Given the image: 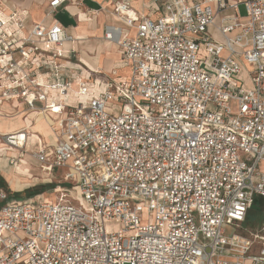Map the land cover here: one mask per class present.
<instances>
[{"label": "built area", "instance_id": "obj_1", "mask_svg": "<svg viewBox=\"0 0 264 264\" xmlns=\"http://www.w3.org/2000/svg\"><path fill=\"white\" fill-rule=\"evenodd\" d=\"M105 1L135 31L104 25L128 74L95 90L67 67L62 25L0 0V108L51 119L54 142L31 156L77 191L33 202L0 188V264H264V222L238 232L264 198V0H152L156 18Z\"/></svg>", "mask_w": 264, "mask_h": 264}, {"label": "crops", "instance_id": "obj_2", "mask_svg": "<svg viewBox=\"0 0 264 264\" xmlns=\"http://www.w3.org/2000/svg\"><path fill=\"white\" fill-rule=\"evenodd\" d=\"M8 1L12 6L27 10L29 12L28 15H29L30 21L39 22V23L47 26L52 21L55 20L60 25H62L66 29L67 33L70 34L71 36H73V34L75 33L74 31H77V29H78L79 18H80L79 13H81L87 21L85 20L86 22L84 21L83 22L84 24L80 25L82 28H80L76 32L77 33L76 35H78V37L84 38L83 42L88 40L90 37H96V38L103 37V27L105 24H111V25L119 26L122 28L123 34H126L128 36L134 35V31H135L134 27H128L125 24H123V22H121V20L118 18V16L114 13L112 1H105V0H63L62 3L57 7V9L53 13H49V9H48L49 0H8ZM128 1L132 5L136 15L145 16L148 18H156L161 14V11L155 8L152 0H128ZM228 1L229 2H242L243 0H228ZM57 11L64 13L66 19L69 21L68 24L64 25V24L60 23L58 21V19H56L54 14ZM74 28H76V29H74ZM78 32L79 33L84 32V33L79 34ZM209 33H212L215 38L220 39V37L213 31V29L211 27L209 28ZM103 40L106 42H109L111 45H114V46L106 47V46L101 44V49L103 47V50L101 52V58H99L97 60V64L94 63L91 59H89V61H90L89 63H90L91 68H93V67H94V69L98 68V70L96 72H93V71L86 72V70L83 69L82 63H87L85 61H87L86 59H88V58L83 56L81 50H85L88 52H90V51L95 52L98 43L101 41L96 42L95 44H93V43L89 44V46L87 47L88 50L81 49L80 54H79L80 56L75 55V53L78 52V48H79V46H78L79 42L78 41H76L75 44H70V45L66 46V49L68 50V53H67L68 59L66 62L67 67L72 68L73 71L78 72L79 74H81V76L86 77V78L90 77L92 73L98 74L96 78H93L91 80L87 79L88 82L93 81L96 83L97 80H98V82L106 81V80H114V81L124 80V78L128 74V67L123 63V60L121 57V51H120L119 47L114 42H110L104 38H103ZM83 42H80L79 44H81ZM110 47H111V49H110ZM106 51H109L111 53L108 52V54H107ZM116 52H117V54H116ZM91 53H93V52H91ZM117 55H118V57H117ZM71 57H74V59H76V60H71L70 59ZM113 61H115L114 64H113ZM102 66L105 69V71H108L105 74L106 75L105 78L100 77V75H101L100 73H102V71H100L99 69ZM249 69H250V65L243 63L241 71L238 74V78L240 79V81L243 84V87H245V88L251 87V82H250V78H249V74H248ZM120 70H121V72H120ZM84 72H86V73H84ZM17 117H20V118H18L20 121H22V122L29 121V123H33L36 120L35 118L37 117V118H39L38 119L39 121L41 119L40 122H47L48 123V129H50L49 132L51 134L50 133L48 134V130H47V132H43L41 134V139L46 137L47 139H49V140H47L49 142H46L42 139V141H38L34 144L28 145L26 143L25 147L22 149V152L21 153L19 152L17 156L7 154V158H6L7 165H9V160L12 158L16 160L15 164H17V163L22 164L23 163L22 158L27 161V159L25 157L27 154H30V158H32L38 164V162L31 156V152L36 151L38 149V147L43 145V144H52L54 142V136H53V133L51 130V119L46 117V116L37 115L36 113L34 114V112L25 111L24 106L20 103H16L14 105L13 104L3 105L0 108V119L7 118V119L12 120V119H16ZM34 123H36V122H34ZM20 130L27 132V134L29 132L28 128L22 127V128H18L16 130H12L10 132H5V133H7V134L8 133H14V132H17ZM15 164H13V165H15ZM259 164H262V166L259 167ZM259 164H258L259 170L264 172V161H260ZM27 165H28V162H27ZM28 168H29V172H30L29 165H28ZM41 172L48 177H54L57 174L63 173V171L61 169L54 170L51 173L44 172L41 169ZM24 185L25 184L21 185L20 187H14L13 186V189L20 190ZM10 186L12 187V185H10ZM10 199L15 200V201H24L22 199H19V200L13 199L12 197ZM31 201H33V200H31ZM37 201H43V200H37ZM33 202H35V201H33Z\"/></svg>", "mask_w": 264, "mask_h": 264}, {"label": "rangeland", "instance_id": "obj_3", "mask_svg": "<svg viewBox=\"0 0 264 264\" xmlns=\"http://www.w3.org/2000/svg\"><path fill=\"white\" fill-rule=\"evenodd\" d=\"M238 13L240 15H244L245 14V8L243 6L242 3H240L238 5ZM54 16L56 17V19H58V21L64 25L68 24L69 21L66 19L64 13L60 12V11H57ZM103 40V37H99V38H96V37H90L88 40H86L85 42L79 44L78 43V52L75 53L76 56H78L80 54V50L81 49H86L88 50V46L89 44H95L96 42H99V41H102ZM73 44L76 43V41L72 42ZM111 46H114V45H111ZM90 51V50H89ZM90 52H94V51H90ZM114 54V53H113ZM117 54V52H116ZM115 55V54H114ZM80 56V55H79ZM118 57V55H117ZM100 58H101V54H100ZM71 60H76L74 59V57H71L70 58ZM85 62H88V63H82L83 64V69L86 70V72L88 71H93V72H96L98 70V68L94 69L91 68L90 66V63H89V59ZM115 63V61H113V64ZM85 66V67H84ZM100 71H102V73H100V77H106V72L108 71H105V69L103 68V66L99 69ZM84 72V73H86ZM121 72V70H120ZM98 74L96 73H92L90 77H84L85 79H88V80H91L93 78H96ZM98 82V80H97ZM89 86H92L93 89L97 90L99 89V85L98 83L95 84V82L91 81L89 82ZM115 107V112H119V108L116 107V106H113ZM210 108V107H209ZM19 117H17L16 119H7V118H4V119H0V124L4 127H9L10 125H13V123L15 124L19 119ZM39 118L36 117V120H38ZM34 121V122H37V121ZM7 121V122H6ZM20 121V120H19ZM0 139L3 141V139L1 138L0 136ZM44 141L46 142H49L47 140L46 137L42 138ZM30 149V148H29ZM28 149V150H29ZM21 151V150H20ZM28 155H26V159H27V162H28V165L30 167V172L29 171V168H28V165L27 163L25 164V168H26V176L29 177L30 179L28 180L27 184H25L20 190H15L13 189V187H11L8 182H7V179H6V176H5V170L6 169H12L13 166L12 165H4L3 164V161L0 160V178L2 180V185H0V188L4 189L10 196V198L12 197L13 199H22V200H33V201H37V200H50V201H53L54 199H57L59 198V196L61 195L62 193V189L63 187H66L67 189H69L68 191H66V193H69L71 195H77V191L76 190H73L72 186L69 184V183H66L63 178H62V174H57L56 176L54 177H48L46 176L45 174H43L41 172V168L40 166L32 159L30 158V154L29 156L27 157ZM3 157V155L0 153V158ZM13 159V158H12ZM15 160V159H14ZM7 163V162H6ZM262 164H259V167H261ZM5 167V168H4ZM35 169V170H33ZM13 171V170H12ZM38 171V172H37ZM73 191V192H72ZM260 199L259 197H256L255 200H258ZM257 208H259L260 210L264 211V206L263 205H259ZM250 210V209H249ZM253 210L251 209L250 212H252ZM262 218V219H261ZM264 222V216L263 214L261 215V213H258L254 215V218L252 220H249V221H244L242 223V228L241 229H238V232H240V234H244L246 235L247 232L249 231H256L255 229H257L259 226H261V224ZM119 227V224H117L116 222H108L106 224V229L108 230H112L114 228H118ZM244 229H247V230H243ZM225 230V234L226 235H230L232 232H236L235 230L236 229H231L230 227L226 226L224 228ZM257 249V246H254L252 248V250L250 251V254H253L255 253ZM249 262L246 261L245 264H248Z\"/></svg>", "mask_w": 264, "mask_h": 264}, {"label": "bare ground", "instance_id": "obj_4", "mask_svg": "<svg viewBox=\"0 0 264 264\" xmlns=\"http://www.w3.org/2000/svg\"><path fill=\"white\" fill-rule=\"evenodd\" d=\"M74 10V9H73ZM80 15V18H79V25H78V29L77 31L82 28L80 25L81 24H84L83 22L86 20L83 15L81 13H79ZM87 21V20H86ZM85 21V22H86ZM77 25V24H76ZM76 29V28H74ZM82 30V29H81ZM86 30V29H85ZM74 31V30H73ZM77 31H74L75 33L73 34V38H74V41H78L79 43L80 42H83L84 41V38L82 37H78V35H76ZM84 31V30H83ZM85 32V31H84ZM84 32H81L79 34H82ZM80 36V35H79ZM84 37V36H83ZM104 38V37H103ZM105 39V38H104ZM101 44L106 46V47H109L111 46V44L109 42H106L104 40H102L101 42L98 43L97 45V48L95 50V52L91 53V52H88V51H85V50H81L82 51V54L83 56L87 57L88 59H91L94 63L97 64V60L100 58V54L103 50V47L101 49ZM67 46L70 45V43L68 42L66 44ZM111 49V47H110ZM107 54L109 51H106ZM111 53V52H109ZM81 54V55H82ZM104 55V54H103ZM86 59V60H88ZM90 62V61H89ZM88 63V62H87ZM35 114V113H34ZM20 118V117H19ZM32 119V118H31ZM36 119V118H35ZM46 119V118H45ZM37 121V120H36ZM41 121V119H40ZM40 121H37L36 123H29V121L27 122H22V121H17L15 124L13 123V125H10L9 127H3L1 124H0V135H4V134H7L5 132H10L12 130H16L18 128H28L29 129V132L28 134H23L25 131H17L18 133L17 136H18V140H16L15 142L13 143H4L1 139H0V153L3 155V157L0 158V160L3 161V164L4 165H7L6 163V158H7V154H11V155H14V156H17L20 149L23 148V141L21 140H27V144L30 145V144H34L38 141H42L41 139V134L43 132H47L48 130V134L50 133L48 129V123L47 122H40ZM7 122V121H6ZM24 130V129H23ZM19 134V135H18ZM51 134V133H50ZM50 136V135H49ZM51 137V136H50ZM28 138V139H27ZM53 141V140H52ZM33 149V148H32ZM29 155V154H27ZM23 160V163L20 164V163H17L13 166L12 169H6L4 172H5V176H6V179L9 183V185H12V187H20L21 185L23 184H27L28 180L30 179L29 177H27L25 174H26V168H25V164L27 163L26 160ZM8 166V165H7ZM5 168V167H4ZM13 170V171H12ZM35 170V169H33ZM29 172V171H28ZM38 172V171H37ZM18 189V188H17ZM73 192V191H72Z\"/></svg>", "mask_w": 264, "mask_h": 264}, {"label": "trees", "instance_id": "obj_5", "mask_svg": "<svg viewBox=\"0 0 264 264\" xmlns=\"http://www.w3.org/2000/svg\"><path fill=\"white\" fill-rule=\"evenodd\" d=\"M0 185H2L1 178H0ZM259 198L260 199L254 201L253 205L250 208V210L252 209L253 211L250 212V210H248V212L246 213L245 221L252 220L254 218V215L255 214L258 215V213H261V215L263 214V216H264V211H262L259 208H257L260 204L264 206V199L261 198V197H259Z\"/></svg>", "mask_w": 264, "mask_h": 264}]
</instances>
